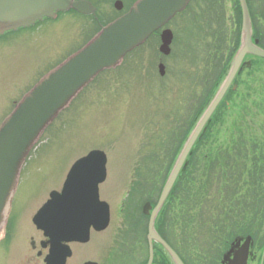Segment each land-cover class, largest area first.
Masks as SVG:
<instances>
[{
  "label": "rangeland",
  "instance_id": "374dc122",
  "mask_svg": "<svg viewBox=\"0 0 264 264\" xmlns=\"http://www.w3.org/2000/svg\"><path fill=\"white\" fill-rule=\"evenodd\" d=\"M247 2L252 15L264 11V0ZM186 18L189 20L186 23L193 25L187 31L190 40L167 59L164 76L154 68V53L149 72L139 61L135 60L131 66L126 61L116 70L100 74L40 137L25 161L17 187L16 199L24 205L17 204L15 208L22 211L23 218L29 221L50 188L60 186L79 157L91 149H101L109 159L107 171L111 183L117 181L107 198L119 233L126 235L122 221L130 216L146 226L147 217L140 215L141 208L146 201L156 203L163 172L168 166L160 163L158 156L163 153L159 144L170 110L175 108L183 116L182 109L186 106V111L189 107L190 95L197 98L196 107L203 101L202 106L207 105L210 99L204 95L208 84L234 49L232 43L239 42L242 13L238 0H195L193 19ZM253 21L258 22L263 34L264 15ZM72 30L61 18L46 19L32 30H22V37L15 40L17 43L13 41L0 50V122L12 110V101L19 100L79 44L82 36ZM212 36L219 42L213 43ZM223 46L227 47L223 52L216 51ZM138 53L130 61L143 58L144 50ZM259 78L264 101V66ZM119 79L121 84L116 82ZM239 102L238 97H231L229 108L222 105L220 116L212 115L213 130L207 142L197 147L199 159L194 163L197 172L193 173V165L191 170H187L189 166L184 170L190 175L180 180L182 174L177 181H181L179 190L166 204L167 215L177 222L175 227L168 228L170 240L186 264H193V236L207 237L213 233L225 200V180L221 176L226 170L216 165L212 169L207 167L203 156L237 157L235 150L241 139L246 138L250 144L259 137L264 140L263 104L259 114H243ZM260 131L262 136L252 137ZM196 186L203 192L195 195ZM167 215L164 222L170 219Z\"/></svg>",
  "mask_w": 264,
  "mask_h": 264
},
{
  "label": "flooded vegetation",
  "instance_id": "af4514ba",
  "mask_svg": "<svg viewBox=\"0 0 264 264\" xmlns=\"http://www.w3.org/2000/svg\"><path fill=\"white\" fill-rule=\"evenodd\" d=\"M77 1L86 5L83 12L70 8L48 18L52 21L61 18L62 22L67 23L68 27L73 29L72 31L76 30L82 36L79 44L73 47L66 57L84 46L104 26L127 13L138 0ZM193 1L195 0H189L182 11L174 14L165 24L153 31L141 45L126 53L116 67L103 70L93 81L104 72L116 70L126 61L129 66L139 61L138 63L149 72L153 53L155 54L154 68L157 74L164 76L167 72V59L175 55V51L183 49L187 45L186 42L190 40L191 34L187 31L191 30L193 25L186 23L189 21L186 17L193 19ZM248 8L253 29H255L252 40L253 42L257 41V46L264 50V32L260 33L258 22L255 24L253 21L263 17L264 11L257 14L253 12V16L250 7ZM76 21L78 24L75 23ZM35 25L18 27L0 33V50L21 38L22 30H32ZM211 40L213 43L214 41L219 42L213 36ZM15 43L17 42L15 41ZM234 44L232 43L234 49L228 53L227 58L218 68L215 78L208 84L204 95L205 99H211L226 78L233 56L239 47V42ZM226 48L223 46L222 51H216L223 52ZM228 48L231 49L229 44ZM140 49L144 50L143 58L130 61L131 57L135 56ZM150 56H152L151 60ZM148 60L149 64H147ZM245 64L246 67H244ZM262 64H264V58L251 54L244 56L239 71L234 76L218 106L219 108H217V113H222V108H220L222 105L230 107L231 97L240 99L241 102L238 104L241 106V113H260L262 104L264 107L259 78L264 66ZM123 75L126 74L123 73ZM116 82L121 84L122 79ZM189 100L187 110L185 111L186 106L182 109L183 116L175 108L170 110L172 113L168 114V125L163 131L164 138H160L159 144L163 153L158 156V160L162 164L175 162L183 144L184 133H189L194 128L197 117L206 106H202L205 103L203 101L199 107H196L197 98L192 95L189 96ZM15 103L16 101L11 102L13 105ZM213 116L206 124L205 133L193 146V150L188 156L189 163L193 159L194 164L199 159L197 147L200 148L204 142H207L206 139L213 130ZM187 136L184 137V141ZM254 136H262L261 131L253 133L252 137ZM239 142L235 150V153L239 154L237 157L217 155L213 158L205 154L202 158L207 163V167L212 169L216 165V167L221 166L223 170H226L225 174L223 173L221 176L225 180V188L223 187L225 200L222 214L215 220L219 224L216 225L213 233L207 237L193 236V264H264V140L261 141L259 137V139L252 140L250 144L249 140L245 138ZM108 161L109 159L107 163ZM107 163L105 178L98 184L94 182L96 177L94 172L81 173L79 177L82 182L74 181L68 189V192L75 194L74 196L62 194L68 170L60 186L50 188L44 202L30 215L29 221L23 218L19 208H15L17 204L20 207L24 205L16 199V189L3 233L0 236V264H147L150 254L149 215H144L147 217L145 227L143 221L139 222L130 216L126 221H122L126 235L119 233L112 216L111 201L107 198L111 187L117 181L114 180V183H111ZM193 167V173H196V166L193 165ZM142 177L144 179V176ZM105 183L106 185L102 187ZM195 188V195L203 192L199 187ZM45 203L48 204V209L46 214L40 217V220L46 223V231L33 222L34 216ZM164 207H168V205H164ZM105 208H107V222L104 219ZM162 209L158 212L157 217L163 214ZM167 216H170V219L159 227L156 225L155 230L186 264L182 254L171 242L169 236L171 232L168 231V228L176 226V219H171V215ZM162 217L164 218L165 214ZM152 264H173L165 249L157 242H153Z\"/></svg>",
  "mask_w": 264,
  "mask_h": 264
},
{
  "label": "water",
  "instance_id": "95a60500",
  "mask_svg": "<svg viewBox=\"0 0 264 264\" xmlns=\"http://www.w3.org/2000/svg\"><path fill=\"white\" fill-rule=\"evenodd\" d=\"M188 2L189 0H138L129 12L105 26L82 49L49 71L16 103L11 113L0 124V236L21 168L46 128L100 71L116 67L128 51L143 43L151 32L181 11ZM238 2L242 13L239 48L233 56L226 78L184 142L158 202L152 208L148 223L150 243L148 264H151L153 259L152 241L165 249L173 264H183L174 250L156 232L154 228L156 215L165 203L180 172L187 166L188 156L194 144L205 133L207 122L239 71L244 56L251 54L264 58V50L257 46V41L252 40L251 18L246 0ZM85 7L83 2L75 0H0V33L33 25L45 17L55 16L57 11L73 8L83 12ZM105 164L104 152L100 150L89 152L71 168L62 194L74 196L75 194L68 192V189L74 181L82 182L79 176L84 172L95 173V184L102 182L105 178ZM151 207L149 202L145 203L143 213L149 214ZM47 209L46 203L34 217V222L45 231L46 223L40 220V217L46 214ZM104 219L107 222V208L104 209Z\"/></svg>",
  "mask_w": 264,
  "mask_h": 264
},
{
  "label": "trees",
  "instance_id": "16d2710c",
  "mask_svg": "<svg viewBox=\"0 0 264 264\" xmlns=\"http://www.w3.org/2000/svg\"><path fill=\"white\" fill-rule=\"evenodd\" d=\"M217 114H218V115H217ZM217 114H215V116H216L215 118H217L218 116H220L219 114H221V113L218 112ZM184 134H186V133H184ZM236 149H237V148H236ZM192 165H194V164L191 162L187 170H191V169H192ZM170 166H171V163H168V166H167V168H166V170H165V172H164V176H163L162 181H164V179H165V177H166V174H167V172H168ZM189 175H190V172H185V173L183 174V179H182V177H181L180 180H184V179L187 178ZM180 182H181V181L177 182L176 186L174 187L175 189L173 190L172 195H174V192H175V191H178V190H179V188H180V186H179ZM172 195H171V196H172ZM149 201H150V200H149ZM151 203H153V202H151ZM164 214H165V216L167 215V209H166V208L163 209V214L160 215V217H159V219H158V221H157V227H159V225L161 226V225L164 223V218L162 217ZM141 216H143V215L141 214ZM165 221H166V220H165ZM163 236H164V234H163ZM164 237H165V236H164Z\"/></svg>",
  "mask_w": 264,
  "mask_h": 264
},
{
  "label": "bare ground",
  "instance_id": "6f19581e",
  "mask_svg": "<svg viewBox=\"0 0 264 264\" xmlns=\"http://www.w3.org/2000/svg\"><path fill=\"white\" fill-rule=\"evenodd\" d=\"M154 208V207H153ZM151 211H152V207H151ZM154 228H155V223H154ZM157 232V231H156Z\"/></svg>",
  "mask_w": 264,
  "mask_h": 264
}]
</instances>
